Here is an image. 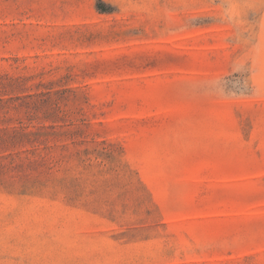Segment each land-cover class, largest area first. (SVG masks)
<instances>
[{"label":"rangeland","instance_id":"obj_1","mask_svg":"<svg viewBox=\"0 0 264 264\" xmlns=\"http://www.w3.org/2000/svg\"><path fill=\"white\" fill-rule=\"evenodd\" d=\"M0 264H264V0H0Z\"/></svg>","mask_w":264,"mask_h":264}]
</instances>
